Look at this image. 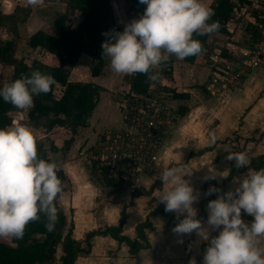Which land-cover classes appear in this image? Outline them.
Instances as JSON below:
<instances>
[{
	"label": "clouds",
	"instance_id": "1",
	"mask_svg": "<svg viewBox=\"0 0 264 264\" xmlns=\"http://www.w3.org/2000/svg\"><path fill=\"white\" fill-rule=\"evenodd\" d=\"M145 7L142 14L124 24L123 30L107 34L101 42L102 56L107 57L111 69L120 74H147L156 81L155 71L170 55L177 59L195 56L203 51L196 34L219 29L212 20L214 9L205 0H138ZM44 0H26V6L39 7ZM50 73L33 70L28 75L0 86V99L19 110L34 106L33 97L48 93L55 85ZM215 142L212 137L210 143ZM227 159L236 167H246L244 176L237 178L235 189L222 194L210 185L206 194L217 193L207 202V222L202 225L197 217L194 202L199 194L194 191L186 176L194 167L171 165L160 175L162 189L154 193L164 204L166 212L181 216L173 226L177 234L195 232L207 242L203 264H264V169H250L245 152H228ZM55 159L38 156L37 138L32 129L19 122L0 127V238L19 240L26 226L46 217L45 228L51 232L58 221L55 201L63 191L57 175ZM218 173L208 168L205 180L216 179ZM242 212L251 220L242 218ZM216 229L217 234L211 235ZM190 264H196L195 260Z\"/></svg>",
	"mask_w": 264,
	"mask_h": 264
},
{
	"label": "rangeland",
	"instance_id": "2",
	"mask_svg": "<svg viewBox=\"0 0 264 264\" xmlns=\"http://www.w3.org/2000/svg\"><path fill=\"white\" fill-rule=\"evenodd\" d=\"M67 1L44 0L42 6L29 7L26 6V0H0V15H4L2 18L0 17V41H10L14 48V62L11 64L0 63V85L6 83L12 73L14 63L20 59L28 64L34 59H40L47 63L55 62L54 57L46 51L29 47L26 38L32 32L49 24V21L57 12L66 10ZM109 2L112 17L119 25H124L139 16L134 15L130 10L129 0H109ZM205 2L209 4L212 0H205ZM80 18V12L77 10L71 11L70 25L77 24ZM245 23L246 20L243 17L234 16L232 23H230L232 25H230V29H226V32H210L209 37H216L213 40L217 43H213L211 40L210 42L207 41V53L205 59H202V63L205 62L213 67L215 64L214 55L221 56L222 52L231 57L232 55L230 56L224 48L226 42L231 41L234 45L241 47L247 46L248 36ZM110 30L108 27H101L98 42L91 43L85 50L76 53L78 54L75 63L77 66L74 64L70 71L73 74L75 72L77 80H93L103 87L97 107L103 115L101 118L102 129L98 132V137L101 133L120 130L121 126L118 127L119 124L114 122L117 119L116 117H122L120 107L127 98L128 92L124 80V76L127 74L115 73L111 69L107 57H105V64L100 74L94 78L89 75V68L95 62V56L101 47V42L107 38L106 33L109 34ZM207 58L208 60H206ZM169 59L175 61L179 71H181V67L184 71H187V68L192 69L182 59H177L175 55H170ZM178 74L180 75V72ZM188 77L183 74V78H181L182 85L180 86L190 88L194 86L190 84L193 80L188 79ZM196 82L198 80L195 81V87L200 88ZM155 86L160 87V84H155ZM155 86L151 88L155 89ZM167 100L169 101L168 110L171 123L160 138L158 148L155 151L156 158L154 162L146 165L143 170L135 174L125 176L124 179L118 180L112 186L105 185L103 174L98 168H93L91 164L92 160L88 152L95 149L97 141L95 138L89 139V137L84 138L83 136L82 139L78 130L73 135V139L67 144L66 140L71 136V131L68 128L55 126L49 131L44 128H35L27 123V110L17 109L9 113L12 117L10 126L19 122L30 127L37 138L38 154H43L47 159H55L58 170L62 171L63 191L60 193L58 204L66 217L64 233L71 230L72 237L83 246H85V237L89 231L118 223L122 214L125 219L123 233L134 238L135 225L144 219L151 206L157 205L158 199L153 196L155 192L161 189L160 175L162 170L171 165L186 166L191 164L193 158L187 159L178 152L181 143H184V141H178L179 138L174 132L176 121L179 118V114H177L179 105L172 99ZM248 127L252 128L243 131L242 137L236 135V133H230L228 139L235 141L234 148L243 152L245 144H249L248 151L250 154L247 152L249 157L252 153L257 154L254 146L258 145L260 146L259 150L264 151V130L262 131L260 126ZM185 143L187 144V142ZM207 160L194 163L195 165L206 168L209 166L216 169V162L219 158ZM246 172L240 177L244 176ZM192 186L195 192H202L198 180ZM242 218L251 220V216L243 212ZM151 222L154 226L146 230L150 245L141 249L137 254L130 255L125 244L118 243L107 236H93L90 239L91 246L89 250L80 253L74 264H185L186 261L192 260H195L196 264H203V253L207 246L206 241L201 240L197 235L195 236L194 232L177 234L166 230L163 218L154 217L151 218ZM202 225H206V222ZM216 234V229L211 230V235ZM0 239L3 241L10 240L8 238ZM61 254V246H58L55 261L51 264H57Z\"/></svg>",
	"mask_w": 264,
	"mask_h": 264
},
{
	"label": "trees",
	"instance_id": "3",
	"mask_svg": "<svg viewBox=\"0 0 264 264\" xmlns=\"http://www.w3.org/2000/svg\"><path fill=\"white\" fill-rule=\"evenodd\" d=\"M247 0H212L210 6L214 9L212 20L219 22L220 33L226 32V25L232 22L235 16L234 8L237 3H245ZM144 5L138 0H129V8L134 15H140L143 12ZM77 10L81 14L80 20L74 26L70 25L71 11ZM0 17H4L3 14ZM257 19V17H256ZM247 43L250 39L258 36L259 28L253 23L246 21ZM110 28V33L123 30L124 25H119L114 21L111 14L109 0H68L67 9L57 12L52 20L44 27L37 29L29 34L26 43L31 48H38L51 54L55 62L47 63L40 59H34L30 64L20 59L13 65L12 73L6 82L19 78L22 74L28 75L33 70H39L42 73H50L55 77L56 83L48 93H41L33 97L34 106L26 112L27 123L35 128H44L49 131L55 126L66 127L71 131V136L66 143L73 139V135L81 127L88 124V119L96 106L99 95L103 87L95 81H70L69 75L72 66L77 61L78 52L87 48L91 43H97L101 35V27ZM210 33L203 35L194 33V37L199 39L203 45L204 55L207 53V40ZM107 39V38H105ZM104 39V40H105ZM14 48L10 41H0V63L8 64L14 62ZM227 52V51H226ZM225 52L222 55L225 56ZM199 55V54H198ZM195 56L185 57L183 60L193 63ZM208 59V58H207ZM206 59V60H207ZM106 58L102 56V49L99 48L95 62L89 68V75L94 78L100 74L105 64ZM173 60L168 59L158 69L159 76L156 81L148 79L147 74L135 73L124 76V80L130 92L137 95H145L149 92L151 85L160 84V89L166 99L187 98L188 91H177L172 85L162 84L164 79H171ZM2 86V85H0ZM186 107L180 106L179 113L182 114ZM17 110L12 104L0 99V127H8L12 124L11 111ZM19 110V109H18ZM103 135L101 139H103ZM233 152H243L234 149ZM44 159L43 154H38ZM248 168L263 169L264 154L251 158ZM93 168H98L97 160H92ZM246 167H236L234 160H230L228 175L222 180L221 184L210 179L205 180L203 188L206 191L210 185L216 186L220 192L224 191L225 183L228 182L235 173L245 171ZM105 185L112 186L118 180L108 175L106 169H102ZM57 175L63 180L62 171L58 170ZM208 198L214 199L217 193L207 194ZM58 195L55 205L58 208V221L53 231L49 232L45 228L46 217L41 214L40 219L30 222L24 231L22 239L3 241L0 239V264H51L55 261L58 246H61L62 254L59 256L57 264H74L80 253H85L91 246L90 239L93 236H107L118 243L125 244L130 255L137 254L141 249L150 245L146 230L152 228L150 217L153 215H162L166 230L172 231L173 226L179 221L181 216L174 212H166L164 204L158 203L151 206L145 219L135 226V237L130 238L123 233L125 222L123 214L118 223L107 225L92 231H89L85 237V246L72 237L71 230L64 233L66 217L59 207ZM198 218L203 221L206 219V209L201 203V214ZM185 264H190L186 261Z\"/></svg>",
	"mask_w": 264,
	"mask_h": 264
},
{
	"label": "crops",
	"instance_id": "4",
	"mask_svg": "<svg viewBox=\"0 0 264 264\" xmlns=\"http://www.w3.org/2000/svg\"><path fill=\"white\" fill-rule=\"evenodd\" d=\"M230 23L226 25V29H230V25H232ZM214 38L216 37L210 36L207 41L210 42L211 40V42L213 41V43H217L213 40ZM247 47L248 46L246 45L244 47L239 45L236 46L231 43V41L226 42V46H224V48L226 51H228L230 56H232L229 57L228 54L225 56H218L219 59L221 58L219 61H223L224 64H229L232 61H235V59L239 58L247 50ZM202 59H205V55L203 53H200L193 63H188L182 59L183 62H186L192 67L191 70L186 67L187 71L182 70L181 67L182 72L177 69L176 63L173 61L171 74L172 77L170 80L164 79L162 84L167 86L172 85L177 91L185 90L189 93L187 98L172 99L177 105H179V107H186L182 114H180L178 110L177 114H179V118L176 121L174 132L179 138L178 141H184V143H181L178 152L187 159L193 158L191 164L186 165V167H194L192 169V174L190 176H186L185 178L188 179L191 184L195 185L196 180H198L200 183L199 188L202 192L198 193L199 199L194 202V207L196 208L198 217L201 214V203L204 204L206 209V219L201 221V223H205L207 222L208 214L206 201L208 195L203 188V183L205 181L203 177L208 173L207 168H209V166L206 168L204 166L195 165L194 162L203 161L210 158L214 159L217 157L219 158V160L216 162L218 167H215L217 172H224L227 174L230 165V160L226 158L227 153L233 152L236 144L235 141L228 139L230 133H236V135L241 136L244 134L243 131L248 128H252L248 126H260L262 131L264 130V70L260 68L253 69L245 74L236 86L224 88L220 85L222 81L219 83L212 82V66L205 62L202 63ZM197 62L199 63L196 64ZM178 72H180V75ZM183 74H185L187 77L189 76L188 79L190 78L193 80L190 84L194 86L191 88L180 86L182 85L181 78H183ZM75 77V72L74 74L72 72L69 75V80L77 81ZM196 80H198L196 83L200 86V88L195 87ZM98 102L88 119L87 126L81 127L79 129V135L81 138L84 136V138H95L98 141L103 135V133H101L99 137L97 136L98 132H100L102 129L101 118L103 116L102 113L97 109ZM116 118L117 119L114 123L119 124L118 127H120L122 125V117L120 118V116H118ZM212 137H215L214 143H210ZM185 142H187V144ZM254 147L257 150V154L252 153L249 156L250 159L264 154V151L262 152L259 150L260 146L257 145ZM248 150L249 144H245L244 152L246 154L247 152L250 154ZM245 171H247V169ZM245 171L235 173L232 178L225 183L224 191L235 189L237 186V178H240V176L245 173ZM224 178L225 176L218 175L216 179L212 180L216 181L218 184H221ZM160 186L162 189V185ZM153 197L155 198V196ZM158 203L161 202L158 200L157 204ZM154 217L163 218L164 224V217L162 215H153L150 217V220ZM153 226L154 224L152 223V227Z\"/></svg>",
	"mask_w": 264,
	"mask_h": 264
},
{
	"label": "built area",
	"instance_id": "5",
	"mask_svg": "<svg viewBox=\"0 0 264 264\" xmlns=\"http://www.w3.org/2000/svg\"><path fill=\"white\" fill-rule=\"evenodd\" d=\"M234 13L258 26L259 33L249 40L247 50L229 64H224L218 55H214L212 82L222 81L220 85L224 88L236 86L253 69L264 70V0L237 3ZM168 107V100L160 87L149 89L145 95H137L128 89L127 98L120 107V130L105 132L103 139L96 142L95 149L88 152L90 159L97 160L98 169H106L111 177L125 178L143 170L154 162L160 138L171 123Z\"/></svg>",
	"mask_w": 264,
	"mask_h": 264
}]
</instances>
